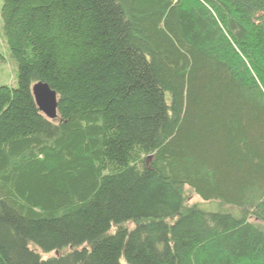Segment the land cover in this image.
I'll return each mask as SVG.
<instances>
[{
  "label": "trees",
  "instance_id": "1",
  "mask_svg": "<svg viewBox=\"0 0 264 264\" xmlns=\"http://www.w3.org/2000/svg\"><path fill=\"white\" fill-rule=\"evenodd\" d=\"M0 17L17 68L0 264H264V0H1Z\"/></svg>",
  "mask_w": 264,
  "mask_h": 264
},
{
  "label": "water",
  "instance_id": "2",
  "mask_svg": "<svg viewBox=\"0 0 264 264\" xmlns=\"http://www.w3.org/2000/svg\"><path fill=\"white\" fill-rule=\"evenodd\" d=\"M31 94L38 111L48 120L57 119V97L47 84L38 82L31 86Z\"/></svg>",
  "mask_w": 264,
  "mask_h": 264
},
{
  "label": "rangeland",
  "instance_id": "3",
  "mask_svg": "<svg viewBox=\"0 0 264 264\" xmlns=\"http://www.w3.org/2000/svg\"><path fill=\"white\" fill-rule=\"evenodd\" d=\"M0 9H1V0H0ZM16 75H17V68L9 57L6 44L4 43V39L2 37L1 17H0V86L5 85V86L15 87ZM187 199H188L187 200L188 203H201L199 199H197L193 195L187 197Z\"/></svg>",
  "mask_w": 264,
  "mask_h": 264
}]
</instances>
